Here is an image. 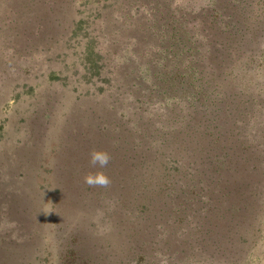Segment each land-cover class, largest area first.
Segmentation results:
<instances>
[{
    "label": "rangeland",
    "instance_id": "1",
    "mask_svg": "<svg viewBox=\"0 0 264 264\" xmlns=\"http://www.w3.org/2000/svg\"><path fill=\"white\" fill-rule=\"evenodd\" d=\"M127 2L0 0V264H264V102L226 126L168 101ZM206 59L238 106L231 57ZM93 149L107 188L84 183Z\"/></svg>",
    "mask_w": 264,
    "mask_h": 264
},
{
    "label": "trees",
    "instance_id": "2",
    "mask_svg": "<svg viewBox=\"0 0 264 264\" xmlns=\"http://www.w3.org/2000/svg\"><path fill=\"white\" fill-rule=\"evenodd\" d=\"M183 1L185 0L127 2L125 15L132 12L138 15L145 9L146 15L151 17L148 22V19L142 16L143 33L139 34V37L128 33L134 36L132 38L138 46H142H136L135 51L142 60L147 55L142 53L145 48L152 52L150 60L141 61L142 63L138 65L141 75L149 76L145 80L153 84V87H157L159 94L169 98L168 101H181L186 103L187 109H192L187 106L189 102L188 105L193 107V110L203 114L214 112L216 118H222L226 126L227 122L233 121L235 117L233 114L246 119L249 114L246 106L257 104V108L262 110L264 0H199L198 6L191 5L194 0H187L183 6ZM213 51L232 59L229 65H225L226 70L222 79L229 85L233 82L234 86L239 88L241 101L236 107L233 104L236 90L223 95L219 90L220 86L213 84L214 73L207 79L208 74L201 61L205 57L206 61H209L208 55ZM156 62L162 66L160 71H155ZM94 67L97 69L99 65ZM252 67L259 69L260 74L256 78L250 75ZM137 79L141 82L142 76ZM227 99H232L229 108ZM215 106L216 110L213 109ZM236 124L237 122H232V125ZM224 125H218L222 128L217 131L222 138L225 132ZM238 129L235 127L234 130ZM235 136L237 139L230 144L235 142L236 147H244V150L256 141L254 139L255 141L241 144L239 133L236 132ZM217 141L219 143L217 148L226 147L227 141L224 138L221 142L219 138Z\"/></svg>",
    "mask_w": 264,
    "mask_h": 264
},
{
    "label": "clouds",
    "instance_id": "3",
    "mask_svg": "<svg viewBox=\"0 0 264 264\" xmlns=\"http://www.w3.org/2000/svg\"><path fill=\"white\" fill-rule=\"evenodd\" d=\"M111 160V155L105 150L93 149L89 153V166L97 169L88 172L84 177V183L89 187L107 188L111 184V179L103 171Z\"/></svg>",
    "mask_w": 264,
    "mask_h": 264
}]
</instances>
